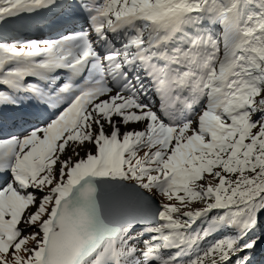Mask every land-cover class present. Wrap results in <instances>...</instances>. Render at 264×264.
Here are the masks:
<instances>
[{
	"label": "snow or ice",
	"instance_id": "obj_1",
	"mask_svg": "<svg viewBox=\"0 0 264 264\" xmlns=\"http://www.w3.org/2000/svg\"><path fill=\"white\" fill-rule=\"evenodd\" d=\"M0 110V264L264 252V0H0Z\"/></svg>",
	"mask_w": 264,
	"mask_h": 264
},
{
	"label": "rangeland",
	"instance_id": "obj_2",
	"mask_svg": "<svg viewBox=\"0 0 264 264\" xmlns=\"http://www.w3.org/2000/svg\"><path fill=\"white\" fill-rule=\"evenodd\" d=\"M45 18V19H44ZM67 17H62L59 15L54 16L52 13H46L42 16V22H45L41 25L34 24L35 19L31 20L29 18H25L22 21L10 23L5 25L2 31V35L9 38V42L11 38L15 37L18 39L26 40V39H39L45 40L49 38H56L69 28H73L74 25H65L63 29L60 26L64 23V20ZM44 19V21H43ZM69 19V18H67ZM38 20H36L37 23ZM58 26V28H54ZM46 28L45 31L43 29ZM260 255V260L257 261V264H264V252L258 253Z\"/></svg>",
	"mask_w": 264,
	"mask_h": 264
},
{
	"label": "bare ground",
	"instance_id": "obj_3",
	"mask_svg": "<svg viewBox=\"0 0 264 264\" xmlns=\"http://www.w3.org/2000/svg\"><path fill=\"white\" fill-rule=\"evenodd\" d=\"M54 16H56V15H54ZM41 18H42V16L32 17V18H30V21L35 19V21H34L35 23L34 24L41 25V24L46 22V21L42 22ZM44 19H43V21H44ZM36 20H38L37 23H36ZM75 23H78V22L76 20H73V19L65 18L64 23L62 25H58V26H60L61 29H63L65 25H70L71 26V25H73ZM58 26H56L54 28H58ZM45 30H46V28L43 29V31H45ZM67 32L68 31L66 30L65 33H67ZM5 119H7V124H8V129L7 130L11 131L12 129H11L10 126H11V122H12V113L10 111H7V110H0V126H2L4 124ZM259 260H260V255L258 254L257 255V261H259Z\"/></svg>",
	"mask_w": 264,
	"mask_h": 264
}]
</instances>
